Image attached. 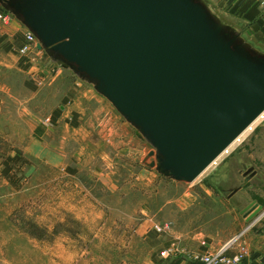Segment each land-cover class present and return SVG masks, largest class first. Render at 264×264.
<instances>
[{"label":"rangeland","instance_id":"374dc122","mask_svg":"<svg viewBox=\"0 0 264 264\" xmlns=\"http://www.w3.org/2000/svg\"><path fill=\"white\" fill-rule=\"evenodd\" d=\"M205 1L224 23L264 53L259 25L233 12L239 0ZM18 56L22 67L17 70L0 64V264H166L159 257L172 243L180 250L176 257L190 254L194 259L207 246L172 240V230L184 237L202 230L205 237L217 240L210 242L224 244L255 212L256 203L241 213L246 201L226 199L230 189L243 183L244 173L251 175L254 169L259 176L247 186L249 193L264 190V121L195 182L172 181L147 165L156 162L155 155L150 157L154 148L142 142L138 149L137 139H131L136 130L91 85L61 69L53 76L67 75L64 90L47 95L42 92L48 82L42 70L48 59L40 55L28 61ZM34 87L41 89L39 93ZM63 104L72 121L76 120L72 111L87 110L78 115L77 123L84 128L94 124L95 129H88L90 138L82 128L48 132L37 127L44 114ZM105 118L109 124L127 123L131 141L121 143L114 134L112 142L100 138L97 124ZM10 157L18 162L9 163ZM65 200L92 204L96 210L80 215L59 208ZM60 235L76 238L85 257L95 258L81 260L67 254L74 251L69 247L73 245L60 243ZM208 249L215 254L221 248Z\"/></svg>","mask_w":264,"mask_h":264},{"label":"water","instance_id":"95a60500","mask_svg":"<svg viewBox=\"0 0 264 264\" xmlns=\"http://www.w3.org/2000/svg\"><path fill=\"white\" fill-rule=\"evenodd\" d=\"M0 7L53 64L114 106L154 148L156 162L145 164L167 179L195 182L264 114V53L205 0H0Z\"/></svg>","mask_w":264,"mask_h":264},{"label":"crops","instance_id":"0c3cea01","mask_svg":"<svg viewBox=\"0 0 264 264\" xmlns=\"http://www.w3.org/2000/svg\"><path fill=\"white\" fill-rule=\"evenodd\" d=\"M254 5H258L259 10L262 11V9H264V0H252V6ZM1 8V7H0ZM261 15V14H260ZM247 21V20H245ZM16 24H15V23ZM23 28L21 27V25L16 22V21H11L9 26L3 27L0 23V51L1 53L4 55V60L0 62V64L5 67V68H9L11 70L13 69H19L22 66V61H20V58L18 56V51L21 48V46L24 43V35H23ZM46 79L48 80V82L45 84V86L42 89V92L49 95L50 93L56 91L57 88H60L61 90H64V87L66 85V76L67 75H46V73L44 74ZM33 90H35L34 93H39V91L41 90H36V88L34 87ZM38 91V92H37ZM89 91L85 92L84 95L88 94ZM37 96V95H36ZM66 98V95L65 97ZM68 98V97H67ZM66 98V99H67ZM66 99H63L64 101ZM47 102V101H46ZM49 107V105L47 106ZM87 110L82 109V110H74L72 111V113H74L73 116L76 117L75 121H72L73 119L70 116V113L67 111L66 105L63 104L62 106H58V107H54L53 109H50L46 115L44 114V122L40 125H37V127L40 126H44L45 127V131L48 132H54L55 130H59V131H66V130H76V129H80L82 128L81 132L86 131L87 132V138H90V134L88 129H95L94 124H89L87 125L85 128L80 125H78V115L79 116H84ZM106 121H108L106 118L103 122H101L100 124H97V132L99 134L100 138H103L104 141L106 142H112L113 137L116 136L117 139H120L121 143H125V142H129V140L131 141V139L135 140V138L138 141V149H140V144L142 142H146L143 141L136 133V131L134 132V134L132 135L133 138L130 137L128 129L125 128V125L127 123L124 124H109V123H105ZM73 122H75V125L73 124ZM130 127V125H128ZM128 127V128H129ZM118 131H120L118 133ZM114 134V136H113ZM131 138V139H130ZM100 143L102 141H99ZM98 142V143H99ZM125 149H121V151H124ZM259 173L257 172V170H253V173L251 175H247L246 173H244V178H243V183L240 185L238 184L237 186H235L233 189H230V194L228 195L226 201L228 203L232 202V201H246V204H244V206L240 209V212H244L245 209H247L251 203H256V209L254 211H256L257 209H259L260 207L264 208V205H260L261 203H264V190L263 189H255L252 190V188H250V191L252 190L253 193L255 195H252L251 193H249V188H247L248 185H253V182H255V180L257 179V177ZM236 190V191H235ZM254 196V198L252 199L251 197ZM249 203H247L249 200ZM67 200L63 201L62 203H60L58 205V207H62L65 210H69V211H74V212H80V215H82V212H88V211H95L96 207L92 204H82L81 202H74L71 203ZM248 206V207H247ZM66 207V208H65ZM237 207V206H236ZM237 211V209H235ZM140 212V211H139ZM264 213V209H262V211L258 214V216H261ZM254 214L251 213L249 215V217L244 219V222L241 224L243 226H245L247 224V221L249 219H251L252 215ZM144 221V220H143ZM240 225V227L242 226ZM143 226L140 225L139 227L141 228ZM242 226V227H243ZM241 227V228H242ZM141 232V231H139ZM159 237L161 235H158ZM170 236L172 238V240H176L179 241L180 243H183V240H186L189 244H202L203 246H207V248H202V251L200 252L201 254L207 252L209 249V246H213V245H217L218 248H220L221 246H223L224 244L218 243L215 244V242L217 241L216 239H214L213 237L204 236V232L202 230L197 231L196 233L189 235L188 237H184L181 233H177L174 232L172 230V232L170 233ZM207 238V242L206 239ZM210 240L215 241V242H210ZM59 241L60 243H68V244H72L73 246H69L70 248H72L74 251L73 252H66L67 254H73L75 259H85L86 254H84L85 252L83 251V247L80 246L82 244V242H79L76 240V238L72 239L70 236H59ZM246 242L249 246L250 249V257L245 261V264H264V217L263 219L252 229L249 231V233L247 234V238H246ZM188 249V248H186ZM205 249V250H204ZM91 253V252H90ZM232 253V251L230 252V254ZM190 255V254H189ZM179 256V257H175V258H171L168 260H163L160 259L159 257V261L161 263H166V264H198L199 262L195 261L193 259V256ZM71 256H68V258H70ZM95 257L91 256L89 258L86 259H94Z\"/></svg>","mask_w":264,"mask_h":264},{"label":"built area","instance_id":"2783aa9c","mask_svg":"<svg viewBox=\"0 0 264 264\" xmlns=\"http://www.w3.org/2000/svg\"><path fill=\"white\" fill-rule=\"evenodd\" d=\"M11 21L18 22L23 28L24 35V44L19 49L18 53L25 57L28 61L30 57L40 55L45 56L44 51L38 49L39 41L37 38L26 29L18 20L0 8V23L3 27L9 26ZM40 58V60L42 59ZM46 57V56H45ZM48 59L45 69L42 70V73L46 75H51L55 72L61 71V68L57 67L55 64ZM260 121H264V114L259 117ZM253 213V212H252ZM250 215V214H249ZM264 217V213L261 216L251 217L247 221V224L243 226L228 242H226L219 251L215 254H210V251H207L203 254L196 255L194 260L199 262L198 264H245V261L250 257V249L246 242L247 234L252 230ZM159 232H162V228H157ZM179 247L176 243H172L168 248L164 249L161 252L160 257L162 259H169L176 257L179 254ZM232 253L230 254V252Z\"/></svg>","mask_w":264,"mask_h":264},{"label":"trees","instance_id":"16d2710c","mask_svg":"<svg viewBox=\"0 0 264 264\" xmlns=\"http://www.w3.org/2000/svg\"><path fill=\"white\" fill-rule=\"evenodd\" d=\"M233 12L236 14H241L245 20L251 23H255L259 25V27L264 32V19L261 18V11L259 10L258 5L252 6V0H239L237 4L234 6ZM24 44V43H23ZM23 46V45H22ZM21 46V47H22ZM9 163H17L18 158L10 157L8 159ZM10 169H5L4 174L5 176H9Z\"/></svg>","mask_w":264,"mask_h":264},{"label":"bare ground","instance_id":"6f19581e","mask_svg":"<svg viewBox=\"0 0 264 264\" xmlns=\"http://www.w3.org/2000/svg\"><path fill=\"white\" fill-rule=\"evenodd\" d=\"M261 121H262V120H261ZM261 121H260V118H258V119H257V120L251 125V127H249V128H248V129H247V130H246V131H245V132H244V133H243V134H242V135H241V136H240V137H239V138H238V139H237V140H236V141H235V142H234V143H233V144H232V145H231V146H230V147H229V148H228V149H227V150H226V151H225V152H224V153H223V154H222V155H221V156H220V157H219V158H218V159H217V160H216L211 166H210V167L216 165V164L218 163V160H220V158H221L222 156H224V155L230 153V151L232 150V148H233L238 142H240V141L242 140V138H243L248 132H250L251 130H253L254 126H256L258 123H261ZM210 167H209V168H210ZM209 168H208V169H209ZM208 169H207V170H208ZM207 170H206V171H207ZM206 171H205V172H206ZM205 172H204V173H205ZM204 173H203V174H204ZM203 174H202V175H203ZM202 175H201V176H202ZM201 176H200V177H201ZM200 177H199V178H200ZM199 178H198V179H199ZM198 179H196V180H198Z\"/></svg>","mask_w":264,"mask_h":264}]
</instances>
